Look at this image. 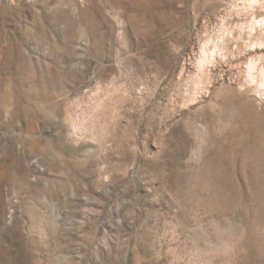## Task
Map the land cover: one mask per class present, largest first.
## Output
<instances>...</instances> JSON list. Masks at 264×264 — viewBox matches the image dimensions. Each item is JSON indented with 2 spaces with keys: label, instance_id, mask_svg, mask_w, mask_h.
Instances as JSON below:
<instances>
[{
  "label": "rangeland",
  "instance_id": "374dc122",
  "mask_svg": "<svg viewBox=\"0 0 264 264\" xmlns=\"http://www.w3.org/2000/svg\"><path fill=\"white\" fill-rule=\"evenodd\" d=\"M0 264H264V0H0Z\"/></svg>",
  "mask_w": 264,
  "mask_h": 264
},
{
  "label": "bare ground",
  "instance_id": "6f19581e",
  "mask_svg": "<svg viewBox=\"0 0 264 264\" xmlns=\"http://www.w3.org/2000/svg\"><path fill=\"white\" fill-rule=\"evenodd\" d=\"M15 154V153H14ZM33 217V216H32ZM35 224H36V222H35ZM41 225V224H40ZM34 226V225H33ZM39 228H41V227H39ZM35 229V228H34ZM37 231V230H36Z\"/></svg>",
  "mask_w": 264,
  "mask_h": 264
}]
</instances>
